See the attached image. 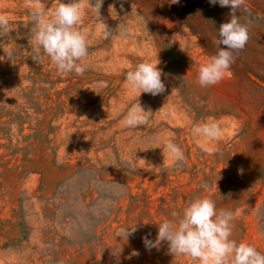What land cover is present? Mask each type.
<instances>
[{
  "label": "rangeland",
  "instance_id": "1",
  "mask_svg": "<svg viewBox=\"0 0 264 264\" xmlns=\"http://www.w3.org/2000/svg\"><path fill=\"white\" fill-rule=\"evenodd\" d=\"M28 3L53 0H0L11 26L0 36V264H192L144 237L155 241L158 223L205 184L237 211L233 238L264 251V0L237 10L250 38L210 87L197 72L230 6L194 0L181 18L164 0H103L100 12V0H81L89 56L77 75L32 59ZM143 60L160 63L164 92L126 88ZM139 101L149 122L125 127ZM209 117L222 134L205 152L191 127ZM168 140L183 161L165 159Z\"/></svg>",
  "mask_w": 264,
  "mask_h": 264
},
{
  "label": "clouds",
  "instance_id": "2",
  "mask_svg": "<svg viewBox=\"0 0 264 264\" xmlns=\"http://www.w3.org/2000/svg\"><path fill=\"white\" fill-rule=\"evenodd\" d=\"M102 2L100 0L93 11L100 12ZM209 2L221 7L230 6L231 18L218 29V37L214 41L216 53L198 68L196 79L201 87L219 83L230 72L236 58L234 53L243 49L250 38L249 25L241 23L237 16L238 9L248 7V0ZM172 3H179V0H172ZM27 7L33 21L31 43L35 55L32 59L42 62L47 57L59 74H84L88 69L89 39L79 28L84 15L81 0H53L50 7L28 3ZM10 31L8 17L0 15V36ZM104 35L108 36L110 32L105 30ZM159 64L150 60L137 63L125 74L126 88L139 92L140 96L142 93L155 96L164 92L166 86ZM151 112L140 101L138 104L132 103L122 123L128 128L145 125L149 122L148 114ZM191 134L201 150L207 152L208 144L221 137L222 128L219 122L209 117L193 123ZM161 148L165 159L171 157L175 162L185 159L181 146L172 140L166 141ZM239 172L242 174L243 169H239ZM203 187L204 193L195 195L180 209L172 210L170 218L158 223L155 241L144 237L146 248L151 249L166 241L170 254L175 258L185 257L192 264H264V251L254 244L233 238L237 211L218 207L216 201L205 194L209 191L208 185Z\"/></svg>",
  "mask_w": 264,
  "mask_h": 264
},
{
  "label": "trees",
  "instance_id": "3",
  "mask_svg": "<svg viewBox=\"0 0 264 264\" xmlns=\"http://www.w3.org/2000/svg\"><path fill=\"white\" fill-rule=\"evenodd\" d=\"M194 0H179V3H172V0H164V3L168 6V7H171V8H174L175 9V12L176 14L179 16V17H183V12L181 11V9L187 4V3H190Z\"/></svg>",
  "mask_w": 264,
  "mask_h": 264
}]
</instances>
